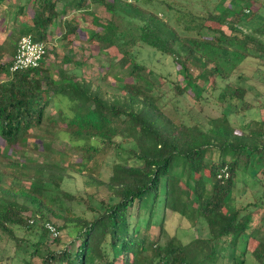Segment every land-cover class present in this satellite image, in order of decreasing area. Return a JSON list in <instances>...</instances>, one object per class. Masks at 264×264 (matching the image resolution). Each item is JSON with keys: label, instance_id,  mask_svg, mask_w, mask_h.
Listing matches in <instances>:
<instances>
[{"label": "trees", "instance_id": "1", "mask_svg": "<svg viewBox=\"0 0 264 264\" xmlns=\"http://www.w3.org/2000/svg\"><path fill=\"white\" fill-rule=\"evenodd\" d=\"M255 1L217 0L213 11L196 15L164 0H17L16 16L31 13L18 36L30 35L36 42L47 41L55 21L60 22L63 38L76 34L77 17L66 18L71 12L91 16L96 29L86 34L87 40L104 51L116 49L120 57L113 66L124 70L131 82L118 80L119 93L110 95L75 72L57 69L53 76L46 61L57 57L54 48L46 49L38 68L10 73L16 43L0 44V232L9 233L11 225L32 230L37 240L30 256H40L41 264H91L92 258L103 264H245L247 253L264 264V198L238 207L234 197L239 172L263 185L257 176L264 171V120L236 130L227 114L209 120L208 127L171 118L160 103L162 96L154 94L153 72L134 54V48L143 44L171 57L184 83L175 91L201 100L199 80L226 81L232 71L220 63L228 54L226 45L233 48L235 59L250 58L249 51L264 58V24L255 34L239 30L255 17ZM5 2L0 0V15L7 8ZM93 6L103 8L109 17L99 20ZM204 29L213 36L205 37ZM62 59L71 63L66 56ZM192 70L203 76H193ZM245 95V89L227 82L217 98L221 103L226 98L242 101L249 111L253 104ZM50 106L53 112L48 113ZM261 107L264 113V103ZM59 134L74 143H96L73 148L81 155L83 168L78 172L85 177L86 195L97 197L98 203L93 208L83 200L94 213L90 220L54 214L61 219L60 226L40 225L44 210L51 212L46 187L59 189L68 174L63 166L23 162L20 157L39 150L32 140L41 142V153L48 152ZM108 149L120 160L113 164L109 180L102 182L97 177L98 160ZM225 167L227 178H217ZM22 181L27 187L15 189ZM28 206L36 208L39 225H34V218L29 225L22 216ZM166 212L192 227L202 223L207 237L186 245L173 236L164 239ZM46 223L59 231L56 238L48 234ZM152 228L158 229L154 237ZM70 230L71 241L50 250L47 236L57 245L61 231L69 236Z\"/></svg>", "mask_w": 264, "mask_h": 264}, {"label": "rangeland", "instance_id": "2", "mask_svg": "<svg viewBox=\"0 0 264 264\" xmlns=\"http://www.w3.org/2000/svg\"><path fill=\"white\" fill-rule=\"evenodd\" d=\"M182 11L193 12L196 15L205 14L213 11V6L217 0H164ZM19 4L17 0H6V10L0 15V44L3 42H18V30L25 24L29 17L30 12L25 16H16V6ZM228 1L224 3L227 5ZM223 5V6H224ZM60 9V5L58 6ZM92 10L96 13L99 20L107 19L109 15L99 6H93ZM255 17L249 22H243L239 26L244 34L254 33V30L260 25L264 24V0H256L252 7ZM76 16L79 24V30L76 34L67 37H62V28L59 21L50 28V33L45 42L47 50L54 48L57 57H48L46 64L55 76L57 69H63L66 72H75L82 79L92 81L95 85H100L110 95L119 93L117 89L121 85L118 80L123 82H131V79L126 75L124 70L118 66H113L114 62L120 57L118 51L110 48L107 51L101 49L95 43L87 40L86 34L89 31L95 30L92 23V17L86 13H69L67 19ZM212 28L221 29L225 34H229L224 26H216L215 24L208 23ZM15 34V39L13 35ZM203 34L207 38H211L213 33L210 30L204 29ZM14 41V42H13ZM15 45V46H16ZM227 46L228 54L221 56V65L226 70L232 69L229 72L228 79L225 81L220 77L215 79L200 81L198 84L202 86L204 93L201 100H196L192 97L190 92L180 95L175 91L174 87H183L184 83L182 78L177 73V66L173 59L166 55H161L154 49L138 44L134 48V54L138 62L144 64L146 70L153 72L154 94L162 96L160 103L168 116L177 120L182 118L189 123L196 121L208 127L207 122L211 119L219 118L222 114H227L231 125L237 130L240 126L252 127V123L259 120H264V113L261 104L264 103V58H258L256 53L249 51L250 58L246 60L235 59L232 55L231 46ZM49 52V51H48ZM62 56H66L71 60L70 64L64 63ZM6 61H10L11 57H5ZM74 61L77 65H74ZM193 76H203L199 71L192 70ZM204 77H206L204 75ZM117 78V79H115ZM1 79V78H0ZM229 82L234 87L243 88L246 90L245 101L253 104L251 110L245 111L242 101L234 98H226L222 103L218 101V94ZM62 107L67 110V100L62 99ZM47 112H53L52 106L47 109ZM118 140V139H117ZM31 143H36L39 147L38 151H28L24 157H20L21 161L45 162L46 164H57L66 168V177L60 184L59 189L53 188L48 185L45 190L46 205L51 210H44L43 221L40 220V225L44 222H50L54 226L62 224L61 219L57 216H77L86 220L94 217L93 211L87 208L83 200H87L89 206L95 208L98 203V198H92L86 195L89 191L84 186L85 177L81 176L78 169H82L83 163L81 162L80 152H77L73 147L78 144H96L94 141L83 142H70L68 137L64 134H59L57 139L53 142L50 150L45 153L42 152L41 142L32 140ZM123 146H126L124 144ZM39 152V153H38ZM99 162L98 179L102 182H107L113 173V164L118 160L117 154L108 149L101 152ZM117 158V159H116ZM120 160V159H119ZM88 174V173H86ZM257 178L262 180L261 186L258 181L251 178L248 174L239 172L237 175L236 189L234 190L235 203L238 207H243L248 203H256L262 197L264 190V171L259 172ZM11 179H7L6 185ZM27 183L22 181L15 185V189L26 188ZM73 196V200L67 198L65 195ZM28 211L23 212L22 216L27 220H33L39 217L37 210L33 206H28ZM70 212V213H69ZM142 223V222H141ZM10 232H0V264H41L39 257H31L33 251V244L36 242L37 237L31 231H28L19 226H9ZM165 237L173 236L182 244L186 245L194 239H203L207 237V230L202 223H198L194 227L190 226L186 221L179 220L178 215L166 212L165 215ZM69 236L61 231L60 244L52 242L49 235L45 241L50 250L56 251L71 241L74 231L70 230ZM158 233L157 228H152L150 234L154 237ZM13 238V239H12ZM91 264H103L101 261L92 258ZM245 264H258L250 253L246 254Z\"/></svg>", "mask_w": 264, "mask_h": 264}, {"label": "built area", "instance_id": "3", "mask_svg": "<svg viewBox=\"0 0 264 264\" xmlns=\"http://www.w3.org/2000/svg\"><path fill=\"white\" fill-rule=\"evenodd\" d=\"M46 45L44 42H36L30 35H23L18 39L15 54L9 66V72L15 73L21 70L38 68L46 55ZM226 167L220 170L217 178H227ZM29 225L33 224V220L28 221ZM45 228L49 235L56 238L59 231L50 223L45 224Z\"/></svg>", "mask_w": 264, "mask_h": 264}]
</instances>
